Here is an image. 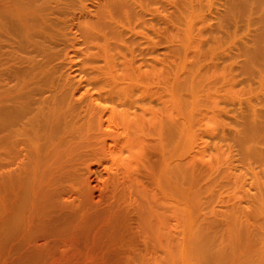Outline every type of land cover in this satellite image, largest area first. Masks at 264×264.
I'll use <instances>...</instances> for the list:
<instances>
[{
	"label": "bare ground",
	"instance_id": "obj_1",
	"mask_svg": "<svg viewBox=\"0 0 264 264\" xmlns=\"http://www.w3.org/2000/svg\"><path fill=\"white\" fill-rule=\"evenodd\" d=\"M157 31L180 61L169 101L184 112L177 129L163 107L150 135L160 116L136 63L156 57ZM73 56L75 79L61 63ZM239 84L257 100L236 104ZM196 124L206 147L184 157ZM128 196L149 257L118 240ZM177 260L264 264V0H0V264Z\"/></svg>",
	"mask_w": 264,
	"mask_h": 264
},
{
	"label": "rangeland",
	"instance_id": "obj_2",
	"mask_svg": "<svg viewBox=\"0 0 264 264\" xmlns=\"http://www.w3.org/2000/svg\"><path fill=\"white\" fill-rule=\"evenodd\" d=\"M214 9V8H213ZM214 11V10H213ZM208 14H210V11H207ZM76 33V32H75ZM71 35H73V32L70 33ZM79 36V35H78ZM153 40L155 41L156 45V57L154 58V60H150L149 56L146 57H142L139 56L137 59V63L136 66L137 68V73L139 74V76H141V84L143 85V88L145 89V86H147L146 88L148 89V96H151L153 98V106L154 109L156 111H158V115L160 117H153L148 114L147 115V119L148 121V130L150 135L154 132V130L156 129L157 125H159V122L163 116V107L166 109V112L169 114V118L171 120L172 123H174L173 125L178 129L181 128V122H182V117H183V110L180 109L181 107H178L174 101L171 102L170 97L172 99L171 95V85L174 83L175 81V73L177 71V66L179 65L180 61L177 57L171 56L166 54L165 50L167 49V47H169L170 45L167 44V40L165 39V37L163 36V34L160 31H157L156 33H154L152 35ZM207 34L205 35V39H207ZM171 44V43H170ZM165 51V52H164ZM72 54V53H71ZM151 61L152 66H146V61ZM190 62H194V60H188V63ZM63 63L62 67L63 70L66 72V74H69L71 76V79H75L78 78L77 77V70H76V65L79 63V58L73 56V57H67L65 59ZM143 63V64H142ZM142 69V72H139V69ZM146 73H149L150 77H147ZM79 76V74H78ZM241 78V77H239ZM140 84V85H141ZM145 85V86H144ZM244 86V84H239L236 87V92L232 93V97L233 98H237L236 104L242 101H246L247 98H252L253 100H257V94L255 96H253L252 94H250L249 92H243L242 91V87ZM180 95H186V93L184 91H180L179 92ZM173 100V99H172ZM223 119V121L228 122L229 118L228 116H226L225 114L222 115L221 117ZM208 123V122H207ZM206 123V124H207ZM206 124H196L193 128V138L191 141H183L181 146L183 149V154H181V150L179 153H177V155H179L178 157H176V160H178V158H184V157H192L194 156V154L200 150L205 148V144L202 140L203 137V133L205 132V127ZM236 123L235 120L232 119L231 122V126L235 127ZM150 140H155V138L153 136H149ZM232 141V140H231ZM233 148L236 150L238 147H236V143L231 142ZM144 157L146 160V163L150 166L152 165L153 167H158V165L160 164L161 160H162V152L160 151V149H154V148H147L145 149V153H144ZM228 152H226L224 155L220 156V160L222 161V159H228L229 157L227 156ZM184 155V157H183ZM198 158V157H197ZM194 159L195 162V168L197 167L199 169V167H201L202 173L207 170H209V167L207 168V165H205V160L202 162L201 159ZM204 159H207L206 157ZM200 160V161H199ZM145 162V161H144ZM200 164V165H199ZM200 168V169H201ZM102 167L99 166V170H101ZM199 169V170H200ZM201 171V170H200ZM198 170L194 171L195 177L198 178L199 172ZM141 178H143V180L145 181V184L148 186V188L152 191H155L157 193L158 196H160V191L159 189L154 185V183L147 178L146 176H140ZM200 177V176H199ZM201 179V178H200ZM98 183V179L94 178L93 184H97ZM98 191V190H96ZM99 192V191H98ZM242 192H239L237 189H230L229 192L225 193V199H228V197H240L242 196ZM205 196V195H204ZM203 196V201L206 200V198ZM174 205H175V210H177L178 212L175 214V217L173 218V238L175 240V243L180 242L182 240L183 237V232H184V222L183 219L178 216V215H182V211L181 209L184 208L183 204L180 202L179 198L177 195H174ZM219 198H217L218 200ZM122 207L124 209V219L122 221V223L124 224L118 233V240H122L126 243H131L133 242L136 249L141 251L145 256L149 257L148 254L146 253L145 249H146V245L144 244L143 240L141 237L138 236L137 230L138 227L136 226V220L137 217L135 216V211L133 206L131 205V201L129 196L126 198V201H122ZM205 204H207L205 202ZM208 205V204H207ZM207 205H202L201 202V208L203 210L207 209L206 206ZM203 206V207H202ZM211 205H209L210 207ZM208 207V209H210ZM213 207V206H212ZM226 207L224 205H216V209H225ZM205 211V210H204ZM203 211V212H204ZM209 217V215L207 216ZM211 218L212 215H210ZM184 218V216H183ZM203 219V216L200 217ZM176 253H178L176 251ZM178 255V254H175ZM179 258V257H178ZM149 260L144 261L143 263H147ZM181 261L177 260V264H180ZM114 264V263H112ZM136 264V263H134ZM149 264H154V262H151Z\"/></svg>",
	"mask_w": 264,
	"mask_h": 264
}]
</instances>
